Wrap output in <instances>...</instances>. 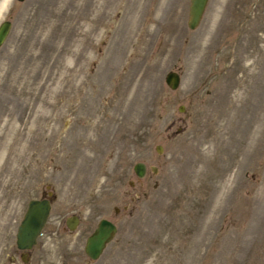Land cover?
<instances>
[{
    "label": "rangeland",
    "instance_id": "rangeland-1",
    "mask_svg": "<svg viewBox=\"0 0 264 264\" xmlns=\"http://www.w3.org/2000/svg\"><path fill=\"white\" fill-rule=\"evenodd\" d=\"M189 2L8 1L0 264H264V0H208L193 29ZM48 191L22 250L28 200ZM101 217L117 231L92 259Z\"/></svg>",
    "mask_w": 264,
    "mask_h": 264
},
{
    "label": "water",
    "instance_id": "water-1",
    "mask_svg": "<svg viewBox=\"0 0 264 264\" xmlns=\"http://www.w3.org/2000/svg\"><path fill=\"white\" fill-rule=\"evenodd\" d=\"M208 0H190L188 7L187 25L189 28H195L201 21L202 15L206 8ZM12 21L5 18L0 21V45L5 41ZM165 81L171 88H176L180 83V73L177 70H168L165 74ZM183 104L179 105L182 109ZM155 148L158 152L162 150L161 144H156ZM152 171H157L156 165H151ZM133 170L138 177H143L147 172V164L142 160H137L133 164ZM51 191L47 196L32 197L28 200L27 207L23 216L17 225L16 245L18 248L27 251L37 241V236L42 232V228L47 220L51 208ZM79 222L77 214H71L66 217V225L69 229H74ZM117 231V225L107 217H101L96 223L93 230L86 236L84 243V251L92 258H98L107 244L114 238ZM26 253V252H22ZM23 254L24 260L27 259Z\"/></svg>",
    "mask_w": 264,
    "mask_h": 264
},
{
    "label": "bare ground",
    "instance_id": "bare-ground-1",
    "mask_svg": "<svg viewBox=\"0 0 264 264\" xmlns=\"http://www.w3.org/2000/svg\"><path fill=\"white\" fill-rule=\"evenodd\" d=\"M9 0H2L1 4H0V15L3 13V11L6 9L7 4ZM3 16V15H2Z\"/></svg>",
    "mask_w": 264,
    "mask_h": 264
}]
</instances>
